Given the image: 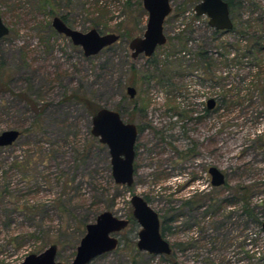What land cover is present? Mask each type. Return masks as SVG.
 <instances>
[{
    "label": "rangeland",
    "instance_id": "rangeland-1",
    "mask_svg": "<svg viewBox=\"0 0 264 264\" xmlns=\"http://www.w3.org/2000/svg\"><path fill=\"white\" fill-rule=\"evenodd\" d=\"M126 1L0 0L8 28L0 38V76L10 90L0 91V132H19L10 145L0 146V191L5 190L0 192V264H17L50 244L56 246L55 260L68 263L84 224L99 212L129 219L132 194L148 196L160 218H170L164 238L173 255L164 259L137 250V227L130 222L115 234L117 247L88 264H264L259 226L243 217L239 203L218 207L240 185L250 186V204L264 197V52L247 53L251 36L264 46L263 0H244L230 9L233 28L218 36L204 16L192 20L198 0H169L171 11L162 24L166 42L148 58H131L128 38L116 30L124 27L134 37L144 28L146 12L135 7L137 0H128V6ZM49 11L66 15L73 29L95 28L118 39L85 57L52 29ZM245 21L246 36L240 33ZM177 33L185 43L172 48L168 38ZM203 40L216 52L212 92L209 80L198 84V76H205L195 51ZM127 86L135 88L132 97ZM17 92L36 109L43 107L39 116ZM74 93L116 110L123 121L149 126L136 140L130 186L113 182L107 149L90 134L91 116ZM198 93L200 98L215 94L218 104L207 118L187 123L194 129L190 137L201 143V157L177 161L160 139L164 124L178 119H168L165 110L203 116ZM15 160H22L21 170L12 167ZM210 165L224 175L215 188L208 182ZM187 179L193 181L182 186ZM190 195L205 196V208H182L181 200Z\"/></svg>",
    "mask_w": 264,
    "mask_h": 264
},
{
    "label": "water",
    "instance_id": "water-1",
    "mask_svg": "<svg viewBox=\"0 0 264 264\" xmlns=\"http://www.w3.org/2000/svg\"><path fill=\"white\" fill-rule=\"evenodd\" d=\"M142 9L146 12V21L140 36L131 37L127 41L130 57L141 54L148 58L157 46L165 44L166 37L162 30L165 17L170 13L169 0H140ZM193 13L204 15L210 27L216 30L228 31L231 21L227 3L223 0H199L193 5ZM52 29L69 39L72 45L78 46L83 56H93L101 49L116 42L115 33H99L95 28L84 32L66 25L59 16L50 19ZM8 33L7 26L0 17V38ZM129 97L134 94L132 86L126 87ZM90 134L103 144L108 153L110 175L115 184L130 186L133 182V145L136 139V128L133 123L124 122L116 110L98 107L90 119ZM15 129L0 132V146L10 145L18 136ZM264 139V129L262 131ZM210 183L222 185L223 173L214 166L207 169ZM130 215L137 223L135 247L152 255H169L171 252L168 241L160 234L157 213L137 194L130 195ZM128 220L115 217L110 211L99 212L93 222L84 225L72 259L68 263L55 260L56 246L50 244L38 253H28L17 264H88L95 257L114 250L117 245L116 233L122 230ZM264 234V220L259 226Z\"/></svg>",
    "mask_w": 264,
    "mask_h": 264
},
{
    "label": "flooded vegetation",
    "instance_id": "flooded-vegetation-1",
    "mask_svg": "<svg viewBox=\"0 0 264 264\" xmlns=\"http://www.w3.org/2000/svg\"><path fill=\"white\" fill-rule=\"evenodd\" d=\"M223 1H225L227 3L226 0H223ZM243 2H244V0H230V2L227 3L228 11L230 9L235 8V7L241 6L243 4ZM263 5H264V0H263ZM195 16L198 19L200 16H204V15H199V16L195 15ZM229 18H230V16H229ZM205 20H206L205 21L206 22L205 25H206L207 28H209L212 31V34H213L214 31L216 32L215 33V36H218L220 33L226 32V31H222V30H216V29L210 27L208 25V23H207V18L206 17H205ZM230 21H231V24H232L231 18H230ZM232 28H233V24H232L230 30H232ZM230 30H228V31H230ZM213 36L210 37V42L211 43H213V41H215V39H216ZM200 48L203 51V52H201L202 55L200 56V54H199V56L196 55L195 57H196L197 61L199 62L200 67L202 68V70H204L203 71V74L204 75H202V76H205V77H201V75L198 76V79H199L198 84L201 83V82L207 83V81L209 80V87H210V90L212 92V90L214 88V85H215V80H214L215 79L214 78V68H215L214 61L215 60H214L213 56H214V54L216 52L214 50H211V46H208L205 41H203V43L200 46ZM203 54L206 57V58L204 57V59L202 58ZM134 94H135V88H134ZM197 96H198L197 103H199V104H201L203 106L202 107L203 116H196L195 118H192V117L187 118L186 115H182V114H178L177 115V114H175V111L169 110L168 108L165 110V115L167 116L168 119H169V116L175 117V118L178 117V119L175 120V121L168 120L169 122H167L166 124H164V126H163L164 127V129H163L164 130L163 131V136L160 139H162V141H163V143H165V145H168L170 148L172 147L171 148L172 149V152H170V153H171V155H174L176 157V160L178 159L177 161H188V160L197 159V158H200L201 157V153L199 152L200 151L199 149H200L201 143L199 141H197V139H193L192 137H190L189 132H191V130H194V129L191 128L190 126H188L187 123H189V121L190 122H192V121L199 122L201 118H207L209 116V114H212L213 110L216 109V106L218 104V102H217L218 101V98H217V96L215 94H212L211 93L207 97H204L203 96V98H200L201 97V93H198ZM170 109H172V108H170ZM169 111H171V114L172 115L168 113ZM124 122H126V121H124ZM129 123H133V122H129ZM133 124L135 125V128H136V139H135V142H134V145H133V152H134V154H133V161H132L133 174H134V169H135L134 168V166H135V164H134V158H136V140H137V137H138L140 131H142L143 128H148L149 126H147L146 124H143V126L140 127V126H137L135 123H133ZM262 140H264V139L262 138ZM184 145H186V146L183 149H181L180 147H182ZM197 165L200 167V164H197ZM197 165H195V166H197ZM210 166H207L206 167V172H207V169ZM192 181L193 180H190V179L188 180L187 179V180H185L183 182L184 184H182V186H188L189 183L192 182ZM208 182H209V184H210V186L212 188L217 187V186H214V185H212L210 183V176H209V174H208ZM203 195L202 196H198V198H196L195 200H193V197H197V196L190 195L187 198L182 199L180 205H181L182 208L188 209V210L205 208V206H206L205 205V199H204L205 196H203ZM142 198L148 204V201L147 200L149 199V197L147 196V197H142ZM211 207L212 206H210V208ZM212 210H211V212H215L216 211V209L213 210V211ZM158 219H159V225H160V222L162 221L163 217L160 218V216L158 215ZM127 220H128V222H127L126 226H128V224L130 222H133L134 225L137 227V230L139 229L137 223L132 219V217H131V219H127ZM169 220H170V218H167L166 219V223ZM126 226L123 229H125ZM134 229H135V227H134ZM137 230L135 231V235H136ZM117 241H118V238H117ZM170 248H171V246H170ZM170 255H171V252H170V254L168 256H170Z\"/></svg>",
    "mask_w": 264,
    "mask_h": 264
},
{
    "label": "trees",
    "instance_id": "trees-1",
    "mask_svg": "<svg viewBox=\"0 0 264 264\" xmlns=\"http://www.w3.org/2000/svg\"><path fill=\"white\" fill-rule=\"evenodd\" d=\"M69 1L70 0H66L67 4H68ZM226 1H227V3L230 2V0H226ZM126 4L128 6V0L126 1L125 5ZM135 7H137L138 10L142 12V8H141V4H140L139 0H137V2L135 4ZM181 11H183V10L181 9ZM48 13H49V15L51 17L56 14L53 11H49ZM55 16H59L61 18V20L65 24H68V22H67L68 20H67V16L66 15L59 14V15H55ZM191 18H192V20L197 19V17L194 14L191 15ZM244 24H247V25H245V27L243 28V31H241L240 33L244 34V32H245V36H246V33L250 29V25H249V23H246V22ZM93 25H95V23ZM117 28H116V30H118V32H120L121 37H125V38H128V39L131 37V34H132L131 30L125 29L124 27L120 28L119 26H117ZM181 33H177L176 35L168 38V41L169 40L170 41H174V43L170 44L172 48H173V45L176 44V43L177 44H180V43L184 44L185 43V41L182 38ZM215 33L216 32L214 31L213 35H215ZM258 40L256 38L252 37V36L250 38H248V48H247L248 49V51H247L248 54L250 53L251 55H255L256 53H258L260 51L264 52V46ZM203 41H205V40H203ZM201 52H203V51L201 50L200 46H198L196 48L195 54L198 55V56L200 54V56H201L202 55ZM204 57H205V55L203 54L202 58L204 59ZM132 72H133V70H132ZM134 83L135 82H134V80L132 78L131 79V84H134ZM0 91H2V92H5V91L6 92H10L8 86L2 80L1 76H0ZM15 95L17 97L23 99L32 108V110L34 111L36 116L40 115V113L42 112L43 107H40V108L36 109L34 103L23 92H17ZM71 97L74 98L75 100L79 101L88 110L90 116H92L95 113V111L98 109V107L94 106V104H92L87 98H85L82 95L74 93V94L71 95ZM21 161L22 160L13 161L12 167H14L17 170H21L23 168V163ZM25 164H28V162H26ZM250 189H251L250 186H246V185L237 186L234 189V194L231 196V198L219 200L218 207H220L223 204H233L234 202L239 203L240 206H241V213H242L243 217H245V219L249 220L250 222L256 224L257 226H260V222L262 220H264V197L260 198L259 201H257L255 204H250L251 203L250 202V195H249ZM0 192H5V190L4 191H0ZM258 207H260L261 210H256ZM16 208H18V207H16ZM128 217H129V219H131L130 213L128 214ZM131 224H134V223L131 222ZM159 231H160V234L163 237L165 236V234L169 233V226L166 225V219L164 217H163L162 221L160 222ZM170 246H171V255L170 256L162 255L164 259L165 258L167 259V258H169V257H171L173 255V246L172 245H170Z\"/></svg>",
    "mask_w": 264,
    "mask_h": 264
}]
</instances>
